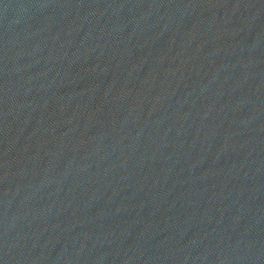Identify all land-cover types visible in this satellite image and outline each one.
<instances>
[{"label":"water","instance_id":"obj_1","mask_svg":"<svg viewBox=\"0 0 264 264\" xmlns=\"http://www.w3.org/2000/svg\"><path fill=\"white\" fill-rule=\"evenodd\" d=\"M0 264H264V0H0Z\"/></svg>","mask_w":264,"mask_h":264}]
</instances>
